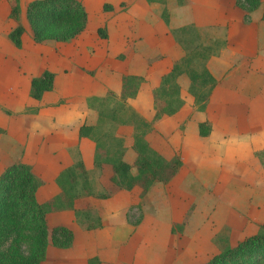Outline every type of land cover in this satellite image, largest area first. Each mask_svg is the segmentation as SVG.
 Here are the masks:
<instances>
[{
    "label": "rangeland",
    "instance_id": "374dc122",
    "mask_svg": "<svg viewBox=\"0 0 264 264\" xmlns=\"http://www.w3.org/2000/svg\"><path fill=\"white\" fill-rule=\"evenodd\" d=\"M29 1L19 0L25 32L22 46L16 48L6 36L15 25L8 18L11 0H0V130L12 128L14 118L28 119L24 126L29 129L30 117L39 109L38 101L29 96V80L45 69L55 73V87L48 98L71 86V95L63 104L74 109L82 105V95L87 94L84 91L91 83L90 91L99 90L103 75L95 78L97 71L123 73L127 62H132L135 71L147 81L151 78L157 82L158 75L174 65L180 64L185 70L177 80L181 96L186 100V106H190L189 114L181 113L177 117L179 121L164 118L149 126H141L139 121L133 124L131 110L127 109L136 111L149 122L153 118L151 85L145 82L138 97L126 102L118 120L107 121L102 129L109 135L102 138L103 144L117 151L116 144L120 143L114 137L116 127L125 118L130 119V124L119 125L118 131L128 136L121 144H127L135 133H144L145 140L151 145L157 144L155 149L166 159H171L174 154L179 156L183 164L178 173L167 183L154 184L143 196L135 188L113 191L104 199L83 195L77 200L81 207H105L108 212L116 205L127 206L126 216L133 232L127 243L119 245V264H201L224 247L264 231V190L256 189L259 176L264 185V149L251 147L247 140L240 141L239 133L231 135L224 130L221 110L209 102L216 86L211 89L203 110H200L202 101H194L190 82L186 81L187 70L201 71L206 67L207 58L201 54L207 55L210 50L202 46V38L190 24L189 15L178 10L179 5H174V0H81L88 12V24L82 33L69 41L47 39L41 42L32 39L25 17ZM104 3L110 4L112 9L104 11ZM126 3L128 5L124 6ZM182 8L186 9L185 6ZM98 26L105 28L106 39L97 34ZM141 39L143 41L139 42ZM130 43L134 46L129 47ZM202 91L206 92L207 88L203 87ZM199 93L197 96H201V91ZM108 104L113 108L114 99ZM48 105L40 107L43 109ZM99 107L98 102L93 101L91 110L97 114ZM74 109L68 110L67 119L76 122ZM206 119L211 121L212 132L207 137H200L198 122ZM19 135L24 138V133ZM13 142L8 139L7 144H0V172L7 162L19 158L27 162L34 160V144H16L15 148H10L15 145ZM79 144L83 152L76 150L74 158L68 156L65 161L74 165L82 160L92 190L95 194L106 192L102 182L110 174L109 166L100 168L93 164L91 148L85 145L92 142L84 141L77 147ZM123 157L133 164L134 150L127 147ZM132 170H135L134 166ZM81 178L76 186L80 190L83 188ZM38 198L44 201V191L38 193ZM92 215L86 220L94 223L95 215ZM48 220L50 227L65 223L75 232L84 225L82 214L74 219L69 211L53 212Z\"/></svg>",
    "mask_w": 264,
    "mask_h": 264
},
{
    "label": "trees",
    "instance_id": "16d2710c",
    "mask_svg": "<svg viewBox=\"0 0 264 264\" xmlns=\"http://www.w3.org/2000/svg\"><path fill=\"white\" fill-rule=\"evenodd\" d=\"M259 2V0H237V4L246 11L256 8ZM127 5L128 3L124 4ZM102 9L108 11L112 6L104 3ZM21 13L19 0H11L8 18L13 20L15 25L6 36L16 48L22 46V36L25 32ZM25 17L35 42L47 39L69 41L82 33L88 24V12L81 0H30L25 8ZM96 31L99 37L103 39L108 37L104 27L98 26ZM201 55L206 58L209 54ZM87 71L92 72V70ZM184 72L180 64L174 65L162 74L157 82L151 81L153 118L149 122L141 118L136 111L127 109L131 110L130 117L133 124L139 121L141 126H149L150 123H157L164 118H175L179 121L177 117L181 113L183 115V109L189 114L190 106H186L177 80ZM187 74L190 80V92L195 102L202 101L200 110H203L217 80L206 67L201 71L189 69ZM54 80L55 73L48 69L43 70L38 76L31 77L29 96L40 100L44 92L53 89ZM146 81L142 75L123 74L119 94L108 91L102 97L93 96L87 100L88 107L93 108V101H97L100 107L97 110L95 123H83L78 129V136L88 138L95 144L96 166L100 168L109 166L110 174L106 176L105 182H102L107 189L106 192L95 194L86 177L87 169L82 160L63 168L53 177L58 192L43 202L38 201L37 191L47 180L34 171L33 165L18 160L11 161L2 169L0 172V264H42L50 246L70 249L74 243V229L65 223L50 227L48 218L53 212L69 211L74 219L82 214L83 228L100 227V209L93 205L81 207L77 204L80 196L104 199L110 197L113 191H130L135 188H138L140 195L143 196L154 184L167 183L178 173L183 164L179 156L174 154L171 159H166L155 149V146L145 140L144 133H135L133 139H128L127 144H121L128 136L118 131L119 125L130 124V119L125 118L116 127L114 137L120 140H118L120 144H116L117 151L115 149L112 151L102 142L104 136L109 137L102 130L107 121L118 120L117 116L120 112L121 115L124 112L126 102L136 98ZM203 87L207 88L204 93ZM199 91L202 93L201 96H197L200 94ZM111 99H114L115 103L113 108L108 104ZM211 130L212 125L209 120L198 123L200 137H207ZM127 147L135 152L133 164L123 157ZM79 177L83 178L81 190L76 187ZM92 213L95 215L94 223L86 220L93 216ZM88 264H101V262L94 256L89 258ZM201 264H264V231L249 235L235 245L224 247Z\"/></svg>",
    "mask_w": 264,
    "mask_h": 264
},
{
    "label": "crops",
    "instance_id": "0c3cea01",
    "mask_svg": "<svg viewBox=\"0 0 264 264\" xmlns=\"http://www.w3.org/2000/svg\"><path fill=\"white\" fill-rule=\"evenodd\" d=\"M259 1V5L251 11L239 6L237 0H174V5H179L178 10L184 11L185 16L189 15V21L192 22L190 24H193L202 38V46H207L210 50L205 66L217 83L209 96V102L222 111L220 113L225 122L224 130H228L231 135L239 133L242 136L239 137L240 141L247 140L251 147L253 145L264 149V0ZM168 4L166 2V7ZM182 11L179 13L183 16ZM140 37L143 38L144 35L140 34ZM141 41L143 39L139 42ZM134 43H130L129 47L134 46ZM170 69L162 71L163 73L158 76ZM124 70L123 73H115L113 70L95 72V78L103 75L99 90L90 91L93 84L91 83L84 91L87 94L82 93V105L76 109L72 106L70 109L63 104L71 95V86L67 87V90L64 88L62 92L59 91V95L51 96V99L48 96L52 92L47 91L40 100H37L39 109L32 113L29 129L26 127L28 119L23 120V118L17 120L14 118L12 128H1L0 144H7L8 139L15 141L13 142L15 145L10 148H15L16 144H34V160L30 162L21 158L18 160L33 165L34 171L47 180L37 191L39 202H43L38 198L40 191L45 193L44 201L52 193L58 192L53 177L63 168L71 166L65 161L68 156L74 158L76 150L83 152L82 146L79 144L77 147V144L84 141L92 142L88 138L78 136V129L83 123H95L97 119V114L87 106V97H102L108 91L119 94L123 74L141 75L135 71L132 62H127ZM188 79L186 81L189 84ZM152 80L154 79L150 78L146 83L152 85ZM113 84L114 86H111ZM46 104H49L48 107L43 109L40 107ZM72 109L75 110L74 114L77 112L76 122L67 119L68 110ZM42 121L44 123H41ZM23 133L24 138L19 135ZM93 144L85 145L91 148L94 164L95 144ZM152 145L157 146V144ZM0 156L2 157V154ZM8 163L10 162L5 163L4 167ZM260 178V176L257 178L256 189L262 191L264 185L259 181ZM126 210L127 206L121 205H116L109 212L102 207L99 210L100 227L74 231V243L70 249L50 246L42 264H88L89 258L94 256L98 257L101 264H119V245L123 242L127 243L133 232V226L127 220Z\"/></svg>",
    "mask_w": 264,
    "mask_h": 264
}]
</instances>
